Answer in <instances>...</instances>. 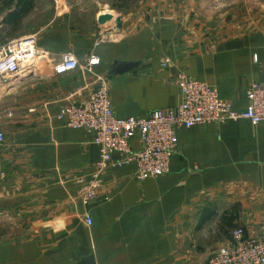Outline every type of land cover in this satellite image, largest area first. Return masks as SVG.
<instances>
[{
	"label": "crops",
	"instance_id": "1",
	"mask_svg": "<svg viewBox=\"0 0 264 264\" xmlns=\"http://www.w3.org/2000/svg\"><path fill=\"white\" fill-rule=\"evenodd\" d=\"M85 1L101 5L100 33L65 23L61 13L24 30L40 1L19 15L17 2L0 0V45L30 33L54 59L97 55L95 72L108 77L122 118L177 107L180 73L215 86L239 111L251 84L264 82V7L249 12L251 0ZM107 12L113 18L100 24ZM41 65L37 76L0 88V222L16 230L3 233L0 264H206L235 228L264 238V123L181 127L167 174L138 180L135 162L111 166L85 205L100 149L90 132L57 116L86 98L96 78ZM131 145L140 148L138 136ZM121 157L114 153V162Z\"/></svg>",
	"mask_w": 264,
	"mask_h": 264
},
{
	"label": "built area",
	"instance_id": "2",
	"mask_svg": "<svg viewBox=\"0 0 264 264\" xmlns=\"http://www.w3.org/2000/svg\"><path fill=\"white\" fill-rule=\"evenodd\" d=\"M53 1L57 8L64 2ZM103 41L104 38L96 45ZM44 61L53 64L57 75L82 68L96 78V86L86 98L64 106L57 116L69 127L84 128L90 132L100 149V159L90 183L82 190L85 205L96 198L111 166L135 162L138 180L167 174L171 158L177 150V130L181 127L224 123L240 118L249 119L256 125L264 123V82L251 84L246 92L248 104L239 111L220 97L215 86L184 73L178 76L182 100L177 107L159 108L145 116L119 117L112 106L108 77L95 72L100 61L98 56L91 54L81 62L74 54L67 53L54 59L39 47L36 34L17 37L0 45V88L9 91L24 79L37 76ZM168 64L169 59H165L163 66ZM135 136L140 139L139 149L131 145ZM5 140V133L0 130V146ZM116 152L122 157L114 162ZM86 221L89 225L93 223L90 216L86 217ZM206 264H264V238L246 236L243 228H235L231 242L217 249Z\"/></svg>",
	"mask_w": 264,
	"mask_h": 264
},
{
	"label": "rangeland",
	"instance_id": "3",
	"mask_svg": "<svg viewBox=\"0 0 264 264\" xmlns=\"http://www.w3.org/2000/svg\"><path fill=\"white\" fill-rule=\"evenodd\" d=\"M39 1H40L39 10H33L27 16L26 21L23 25L24 30L31 29L32 27L30 26L35 25L36 23H40V24L45 23L48 18H51V15L53 13L63 14L61 18L64 19L65 23L69 25L70 24L77 25V27H81V30L83 32H87L88 30H95L96 32L100 33V31L105 28L103 26L100 27L97 23L96 13L99 11V8L101 9V5H99L95 1L86 2L85 0H67V4L64 5L62 3L60 8H57L55 3H53L54 1L51 2L52 0H39ZM259 1L261 0H251V1H247V3L245 1L247 5H244V7L247 8L249 12L264 7V0H262L263 6H261L262 4L260 5ZM120 4H122L123 7L133 9V6L131 5L129 6V4H126L125 1L124 3L121 1ZM234 7L239 11V8L241 6L238 4L237 6ZM26 35H30V33ZM100 40H101V36H100ZM5 224L6 223L0 222V241H4L5 236H3V233H5V231H8V233L12 231H16L14 229L11 230L5 229Z\"/></svg>",
	"mask_w": 264,
	"mask_h": 264
},
{
	"label": "trees",
	"instance_id": "4",
	"mask_svg": "<svg viewBox=\"0 0 264 264\" xmlns=\"http://www.w3.org/2000/svg\"><path fill=\"white\" fill-rule=\"evenodd\" d=\"M9 4L13 2H17L19 6V12L17 13L20 15V13H26L31 7L33 0H9Z\"/></svg>",
	"mask_w": 264,
	"mask_h": 264
},
{
	"label": "water",
	"instance_id": "5",
	"mask_svg": "<svg viewBox=\"0 0 264 264\" xmlns=\"http://www.w3.org/2000/svg\"><path fill=\"white\" fill-rule=\"evenodd\" d=\"M113 18V15L109 12L102 14L99 16L98 21L100 24H105L107 23L109 20H111ZM129 66H127L126 68H128ZM124 70V69H123Z\"/></svg>",
	"mask_w": 264,
	"mask_h": 264
}]
</instances>
